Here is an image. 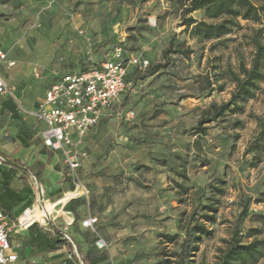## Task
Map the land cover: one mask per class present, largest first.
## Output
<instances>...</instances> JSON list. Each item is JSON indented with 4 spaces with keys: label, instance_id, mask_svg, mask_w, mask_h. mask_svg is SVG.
<instances>
[{
    "label": "rangeland",
    "instance_id": "rangeland-1",
    "mask_svg": "<svg viewBox=\"0 0 264 264\" xmlns=\"http://www.w3.org/2000/svg\"><path fill=\"white\" fill-rule=\"evenodd\" d=\"M183 1L0 0V48L16 61L11 69L0 67L13 92L0 95L2 128L30 115L58 77L112 60L118 47L148 59L152 67L164 63L171 41L194 50L188 58L171 53L154 75L129 66L120 102L85 138L79 179L68 174L60 154L55 156L51 170L61 173L57 183L67 186L66 193L79 190L81 195L56 205L49 218L64 221V212L70 213L75 231L92 247L96 234L82 229V222L97 217L96 230L108 243L97 251L109 264H153L174 253L178 257L169 258L180 264L187 259L215 264L233 230L246 234L260 225L254 215L264 213V203L252 201L249 217L239 219L241 202L264 191V153L255 166L253 154L245 153L258 130L252 115L264 113V81L244 112L208 124L206 135L193 130L211 103L230 98L234 85L213 91L224 81L212 82L229 66L238 70L239 60L250 63L249 36L255 29L264 31V18L260 23L240 19L241 26L224 40L199 42L179 26ZM193 15L206 19L203 11ZM219 179L226 185L217 197L216 221L210 225L214 233L193 250L190 216L208 203L210 186ZM61 191H52L51 200L45 193L42 203L63 198ZM164 234L177 235L176 242H166Z\"/></svg>",
    "mask_w": 264,
    "mask_h": 264
},
{
    "label": "trees",
    "instance_id": "trees-1",
    "mask_svg": "<svg viewBox=\"0 0 264 264\" xmlns=\"http://www.w3.org/2000/svg\"><path fill=\"white\" fill-rule=\"evenodd\" d=\"M198 11H203L207 20L198 19L193 15V13ZM263 18L264 0H184L180 13L179 26L184 27V31L188 32L190 37L199 42L222 41L227 35L232 34L241 26L240 19L260 23ZM249 44L252 46L250 63L247 64L241 59L239 60L238 70L229 66L220 72V76L215 79V82H212L215 84L224 81L223 84L215 86L213 91H222L225 83L234 85V90L227 101L220 104L211 103L197 125L193 127L196 135H206L208 124L221 120L230 113L236 114L244 112L246 103L256 96L260 83L264 81V31L262 28L253 30L249 36ZM193 52L194 50L190 47L182 48L180 45L174 47L171 41L169 46L163 51L164 63L154 65L153 67L150 63L145 70L148 75H154L166 67L170 61L171 53L180 54L188 58ZM101 65L97 64L84 67L79 71L100 68ZM132 67L134 69L138 68L137 66ZM129 74L130 72L128 70L127 82H129ZM212 83L210 82V84ZM252 117L257 122L258 130L254 138L250 141L245 153L253 154L254 162L252 165L255 166L261 161V155L264 153V113L262 115H252ZM225 185L226 181L222 179L218 180L217 185H211L212 196L208 198V203L197 208L190 216V225L187 234L191 236L193 250L197 248L198 244L204 238H209L214 233L210 225L216 221L219 204L217 197L225 193ZM6 198V195H0L1 206L5 205ZM252 201L264 203V191L259 194L258 198L248 196L241 202V211L239 214L241 221L249 217ZM254 216L260 222V225L250 227L246 234L239 227L234 229L230 240L227 241V247L221 250V254L215 264H257L264 258V237L262 236L264 234V213H257ZM61 237L60 244H68L73 248L71 241L66 239L65 235L61 234ZM163 237L168 243H175L177 240V235L164 234ZM71 238L75 242L72 234ZM245 238L250 240L245 241ZM95 241L96 237L90 250L86 254L81 253L84 264H109L106 262V257L98 253ZM169 256L167 255L165 258L153 264H180L171 260ZM171 256L178 257V254L174 253ZM181 261L184 260L181 259ZM185 264H193V262L191 259H187Z\"/></svg>",
    "mask_w": 264,
    "mask_h": 264
},
{
    "label": "built area",
    "instance_id": "built-area-1",
    "mask_svg": "<svg viewBox=\"0 0 264 264\" xmlns=\"http://www.w3.org/2000/svg\"><path fill=\"white\" fill-rule=\"evenodd\" d=\"M150 23L155 25V19L150 18ZM149 64L148 59L127 55L121 47H118L113 59L102 63L100 68L65 73L46 90L44 99L30 114L45 124V129L42 131L43 145L62 156L68 174L78 178L77 172L82 160L87 156L84 149L85 138L105 114L120 102L129 85L127 82L129 66H137L140 70H145ZM15 65L16 61L10 58L8 51L0 49V67L5 66L9 69ZM36 77H39L38 73ZM0 94L13 95L12 88L1 73ZM133 114L131 112V115ZM6 162V158L0 154V166L5 165ZM39 201L40 203L44 201L42 191ZM34 221L23 220L20 217L18 225L28 227ZM97 223L98 218L89 215L83 220L82 226L95 232V245L100 250H106L108 243L97 232ZM44 224H47L46 221ZM73 224V216L71 222L65 220V238L71 241L73 248L78 252L69 231ZM9 232L8 217L0 206V264H9L17 260V255H7L10 248Z\"/></svg>",
    "mask_w": 264,
    "mask_h": 264
},
{
    "label": "crops",
    "instance_id": "crops-1",
    "mask_svg": "<svg viewBox=\"0 0 264 264\" xmlns=\"http://www.w3.org/2000/svg\"><path fill=\"white\" fill-rule=\"evenodd\" d=\"M52 83L46 86L42 91V98L32 110L28 108L30 109L28 112L37 108ZM10 107L15 108L13 104H10ZM18 122L11 123L5 128L0 127V154L7 160L5 165L0 166V195L4 194L7 197L5 205L0 206L8 217L10 227V248L7 255H17V260L9 264H82V254L90 250L89 245L83 243L85 239L82 233L75 231L74 226L69 228L78 252L68 244L59 243L62 240L61 234L65 235V220L72 221L70 213L64 212L66 215L64 221L46 218L47 224H44L42 220H35L43 218L44 215L50 217L56 205L65 204L80 192L75 190L66 193L67 186L57 183L61 173L57 172L56 176L51 168L53 169L52 165L58 154L43 145L42 131L45 124L31 114L19 118ZM45 179H49L53 184L45 182ZM58 189H62L60 194L66 193L63 198L54 203L46 202L42 209L39 205L35 206L41 191L50 199L52 197L50 193ZM33 206L35 207L32 208ZM25 212V219L35 221L28 227H21L18 220ZM82 229L88 228L82 226Z\"/></svg>",
    "mask_w": 264,
    "mask_h": 264
},
{
    "label": "bare ground",
    "instance_id": "bare-ground-1",
    "mask_svg": "<svg viewBox=\"0 0 264 264\" xmlns=\"http://www.w3.org/2000/svg\"><path fill=\"white\" fill-rule=\"evenodd\" d=\"M76 196H77V195H76ZM44 204H45V203H42L41 205H39V207L42 209L43 206H44ZM25 217H26V213L23 214V215L21 216V218H22L23 220H27V221H29L28 219H25ZM46 218H49V217H47L46 215H44L43 218H38V219H35V220H40V219H41L42 221H45ZM32 221H33V220H32ZM69 222H71V221H69Z\"/></svg>",
    "mask_w": 264,
    "mask_h": 264
}]
</instances>
